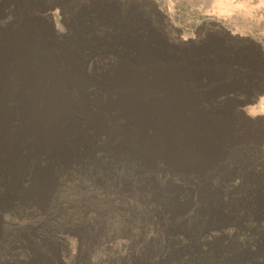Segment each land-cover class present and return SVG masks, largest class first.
<instances>
[{
  "label": "rangeland",
  "instance_id": "1",
  "mask_svg": "<svg viewBox=\"0 0 264 264\" xmlns=\"http://www.w3.org/2000/svg\"><path fill=\"white\" fill-rule=\"evenodd\" d=\"M26 21L38 27L33 52L75 55L87 80L142 46L164 48L189 66L185 83L200 106L228 113L241 136L200 169L142 160L136 136L119 152L97 137L70 163L54 164L44 203L15 197L0 211V264H165L172 252L264 264V114L244 111L264 106V0H0V36ZM90 90L94 100L108 98ZM126 122L107 124L117 133ZM123 140L115 134L114 144ZM45 152L41 167L51 164Z\"/></svg>",
  "mask_w": 264,
  "mask_h": 264
},
{
  "label": "bare ground",
  "instance_id": "2",
  "mask_svg": "<svg viewBox=\"0 0 264 264\" xmlns=\"http://www.w3.org/2000/svg\"><path fill=\"white\" fill-rule=\"evenodd\" d=\"M37 34L35 23L26 21L0 36V187L5 188L0 211L15 197L44 203L54 184V164L70 163L101 135L118 152L130 151L128 139L136 136L144 148L138 153L142 160L194 169L224 158L227 147L240 138L228 113L211 115L200 106V93L185 83L189 66L164 48L138 44L142 51L137 57L94 81L84 78L82 60L71 53L33 52ZM91 85L108 98L94 100ZM244 111L262 115L264 106ZM119 117L127 121L117 131L124 140L114 144L117 133L107 121L116 123ZM245 126L242 135L247 136ZM47 150L51 164L41 167L36 163ZM31 165V182L24 188Z\"/></svg>",
  "mask_w": 264,
  "mask_h": 264
},
{
  "label": "trees",
  "instance_id": "3",
  "mask_svg": "<svg viewBox=\"0 0 264 264\" xmlns=\"http://www.w3.org/2000/svg\"><path fill=\"white\" fill-rule=\"evenodd\" d=\"M170 239H171L170 244L173 246V250L178 251L181 248L179 244L180 243L179 238H174L172 234ZM193 257L194 258H192V261H190L188 257H183L179 253L172 252L170 259L167 260V263L165 264H226L227 263L226 257L216 258L217 256H213L209 254L195 255Z\"/></svg>",
  "mask_w": 264,
  "mask_h": 264
}]
</instances>
